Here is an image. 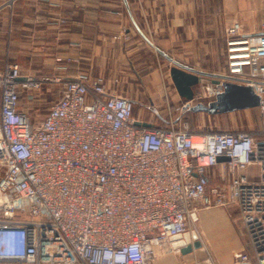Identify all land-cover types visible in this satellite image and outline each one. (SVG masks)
<instances>
[{
	"label": "built area",
	"instance_id": "built-area-1",
	"mask_svg": "<svg viewBox=\"0 0 264 264\" xmlns=\"http://www.w3.org/2000/svg\"><path fill=\"white\" fill-rule=\"evenodd\" d=\"M223 57L220 73L252 83L264 114V29L232 23ZM45 88L57 96L34 121L21 98ZM0 89V264H155L210 197L237 210L248 249L234 264H264V135L193 131L171 111L138 124L135 101L88 72L22 76L9 60Z\"/></svg>",
	"mask_w": 264,
	"mask_h": 264
},
{
	"label": "crops",
	"instance_id": "crops-1",
	"mask_svg": "<svg viewBox=\"0 0 264 264\" xmlns=\"http://www.w3.org/2000/svg\"><path fill=\"white\" fill-rule=\"evenodd\" d=\"M235 21L243 31H263L264 0H0V71L14 60L22 76L88 72L102 77L109 91L132 98L138 120L149 122L154 115L163 119L165 90L176 95L173 63L157 48L214 71L223 64L225 31ZM21 107L32 117L34 105L25 95ZM209 199L199 203L201 246L183 253L172 240L155 264H234L248 249L235 207Z\"/></svg>",
	"mask_w": 264,
	"mask_h": 264
},
{
	"label": "water",
	"instance_id": "water-1",
	"mask_svg": "<svg viewBox=\"0 0 264 264\" xmlns=\"http://www.w3.org/2000/svg\"><path fill=\"white\" fill-rule=\"evenodd\" d=\"M157 49L173 63L170 67V75L179 95L183 99L192 100L194 98V87L202 80L203 76L210 77L212 82H220V79L224 78L222 81L223 87L215 98L210 99L208 102L199 100L197 103L189 106L190 110L206 111L211 114H217L259 105L260 95L255 91L252 83L233 81L226 74L192 67L174 59L163 50ZM137 123L150 125L149 122L139 120H137ZM228 158L229 157L225 155L218 157L219 160ZM171 240L175 241V246L180 248L183 253L190 252L202 244L196 231H187L185 233L172 235Z\"/></svg>",
	"mask_w": 264,
	"mask_h": 264
},
{
	"label": "rangeland",
	"instance_id": "rangeland-1",
	"mask_svg": "<svg viewBox=\"0 0 264 264\" xmlns=\"http://www.w3.org/2000/svg\"><path fill=\"white\" fill-rule=\"evenodd\" d=\"M153 52L156 53V49L153 48ZM166 62V60H165ZM172 63V62H171ZM224 63V58H223ZM223 66V64H221ZM217 67L214 71L220 73L222 66ZM158 68V66H157ZM165 87L164 83H162ZM161 84V85H162ZM212 84L211 78L203 76L202 80L194 87L195 95L192 100L183 99L176 89V95L173 96L172 92L166 91L163 95L165 103L167 105L165 111H160V115L163 117L169 116L170 111L173 116H180L189 122V125L193 131H206L212 129H230V128H245L249 129L259 136L264 135V114L261 113L258 106L237 109L224 113L211 114L206 111H192L189 109L190 105L197 103L199 100L208 102L212 97L209 94L208 86ZM174 87V86H173ZM162 89H164L162 87ZM175 89V87H174ZM167 93V94H166ZM57 95H53L50 92H46L41 97L32 100L34 108L32 109V120H40L43 113L47 110L50 103L56 98ZM169 103H168V102ZM185 104V105H184ZM36 105H38L36 107ZM141 103H138L137 109L141 108ZM136 112V111H135ZM157 121H161L159 115H154ZM222 179L218 175V171L215 172L212 184L218 183Z\"/></svg>",
	"mask_w": 264,
	"mask_h": 264
}]
</instances>
